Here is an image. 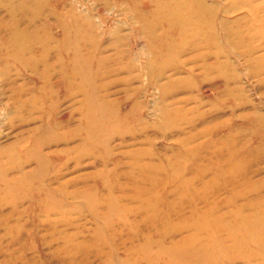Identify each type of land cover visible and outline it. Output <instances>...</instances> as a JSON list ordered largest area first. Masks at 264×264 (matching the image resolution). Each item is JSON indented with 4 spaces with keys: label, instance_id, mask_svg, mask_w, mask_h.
Instances as JSON below:
<instances>
[{
    "label": "bare ground",
    "instance_id": "1",
    "mask_svg": "<svg viewBox=\"0 0 264 264\" xmlns=\"http://www.w3.org/2000/svg\"><path fill=\"white\" fill-rule=\"evenodd\" d=\"M7 1L11 2V12L14 13L13 16H17L18 14H20L22 18H24L29 12H32L33 5H36L37 9L40 10L41 7H43L42 5L50 0ZM55 1L56 3L59 2V0ZM112 1H114L115 3L113 4ZM218 1H220L221 3H218ZM218 1L85 0L78 7V5H73L70 0H61V4H63V11L50 12L49 16L56 21H61V53H63V55L64 53L70 54V57L67 60L66 64H63L62 61L61 64L59 62L58 63L61 65V74L64 78L65 85L67 86L69 91H71L72 95H77V97L80 96L81 98L80 103L82 107V114L87 121V126L84 127V130L88 134H90L85 139V145H83L82 143L80 147L73 149V151L82 155L91 153L94 158H101V162L105 167V164L106 166L108 164L107 157H110L112 155V152L110 151L111 142L115 139L116 136H118V138H125L127 134L135 135L140 132L153 131L156 128L163 129L164 122L165 128L167 127V129H169L170 131L175 128V123H186L188 121V117L186 114H181L179 108H173L171 106L173 103L167 102V100L169 99L168 97L176 95L175 92L179 89H184L187 91L191 89L190 87H192L191 83L193 79L191 78V76L187 75V77H185L183 80H179L176 78L172 79L168 75V71L175 70L173 67L175 61H178L183 56V54H185V51L187 49L186 46L192 45L193 50H204L206 48L210 49L213 47L216 48L217 50L214 52V56L218 61V65L215 67L206 65V69H209L208 71H212L214 68H216L218 71V75L215 78H218L221 76L222 70H224V68L226 69L229 66L228 62L226 63L225 61L224 63H222V61L220 60L222 56L228 57L227 52L224 51L226 50V48H223L220 42V37L223 34L236 36L250 33L252 40H254L256 37H259V33H263L260 37L264 36V32L259 31V27L257 26H247L243 31H241L239 28H234L233 25L228 26L229 23H227L226 19L223 17L224 13H233L240 10H246L245 12L247 15L245 16V18L248 19L247 21H264V19L259 15L260 12H264V4L260 5L257 0ZM98 4L101 7V12H97L98 8H96V5ZM111 4L116 6L114 8L115 10L118 9L121 11L119 13H121L125 17L124 21L118 19L114 21L113 24H107L108 18L105 16V14L106 11L111 8ZM145 5L147 7L143 9ZM67 7H70L71 10L67 11ZM50 8L54 10L55 7L53 5ZM130 18H132L133 21H127ZM239 22L240 21L238 20L234 21L233 23L237 26ZM21 25V20H18L17 18L16 21H12V38H10L9 43L4 41L0 43V52H2L3 50H7V52L11 53V48L13 47L14 54H16L15 56L17 57L16 61L20 63L22 69H27V59L20 57V52H23L29 44L41 46V51H45V55L43 53L41 57H31L29 59L30 61H32V69L30 68V71L35 77H37L41 84L40 86H33L30 90L26 89V87L24 85H21L19 83L20 81H18L22 78L21 70L15 73V75H17L16 77H13V74H11L10 71L6 70V68H8L10 65H5L0 69V83L8 82L10 84V90L15 91V93L17 92L19 96L29 95L30 98L28 97L26 98L28 100H23L21 105L25 106L27 103H29V105L31 103L32 105H34V107H36V109H42L39 113L41 115H44V113L46 114L47 106L51 109L54 108L56 104V102L54 101V91L52 90L51 83L48 79H50L51 77L52 70H54L55 72L60 71L55 69V67L57 66H46L43 71H39L38 65L44 59L47 60V51H51L50 49L55 50L56 48L47 46V41L53 38L49 36V34H47V31L45 29H43L42 32H32L30 30V27H25L24 32L20 29ZM9 30H11V28H9ZM181 35H184V37H182ZM52 43H54V41ZM241 48H244V50H246L248 52L247 54L250 56L256 51L255 45L252 44H247ZM113 49L116 51L115 55L106 53L107 51ZM127 49H135V52L133 54H128L127 56H125V50ZM153 51H155V53ZM237 53H239V51H237ZM146 56L149 57V60L147 62V69L141 63L145 60ZM197 58L199 60H204L205 54H199ZM254 63L256 69H258L257 71L263 69L264 55L258 56L256 62ZM181 64L184 68V61H181L179 65ZM193 70L194 66L189 68L188 71H191L193 73ZM122 73L123 75H121ZM178 73H182V71L179 70V72L173 73L172 76L174 77ZM144 76H148L150 82H156V84H159L161 95L164 92L163 98L161 99L163 101L162 104H160V107L156 108L154 105H150L149 107H147V109L149 110L148 113H150L149 117H157L159 119V122H150L149 120H146L144 116L140 118L141 108L145 107V104H143L142 100L140 99L141 93L144 91ZM112 77L114 78L110 80V78ZM206 78L207 77L204 75L203 79ZM186 79L189 82L188 85L187 83H185ZM46 80H48V85H46ZM262 81H264V78ZM135 82H139L140 84L132 87L133 83ZM18 84L20 85L18 86ZM119 84L124 85V87L118 90H114V88ZM73 85L74 87H72ZM185 99L195 100L194 97ZM50 103L51 106L49 105ZM121 104H123L124 108H126L124 112L119 108ZM196 111H198V109H196ZM34 114L38 113L34 112ZM119 115L123 116L121 118L123 122L119 118ZM127 118H132L133 121L134 119H136L138 120V123L136 125L131 124L130 127H128V125L125 126V124L128 123ZM41 124V128H34V136H31V144L30 146L22 149V154L20 153L21 155H19L17 152H12L13 154H11L10 157L11 163L17 162L16 165L18 167L16 169H12L13 167H7L5 169L0 168V185H2L0 186V205L5 204L7 206H17L20 202L23 201V199L28 198L30 200H35L36 197L32 191H36V189L41 190L42 193L47 195L57 189L58 186H54V182L57 179V174L51 175V168H49V163L50 160H57V162L61 161V155H63V152L61 153V150H59L57 151L58 154L56 155V152H52L53 150H45L51 148L52 146H59L61 142H68V140L61 137V134L57 133V128L61 129V121H56L53 126H51L50 124H48V122L45 123L42 119ZM215 128H217V126L210 127L209 131L205 132V134H209ZM150 138L151 137L143 135L141 143H147V145L149 146L146 149H137L133 151L132 155L135 158L133 161H126L118 164V166L120 167H129L130 170H126L125 173L119 172V175H117L115 180L118 181L119 179H122L125 181V183L140 185L139 188H132V191L134 192V194L132 195V199H135L137 203H140V201L144 199V204H138L139 210L142 211L141 214L144 215L142 221L145 224L150 225L151 227L158 225V222L162 221L161 223H165L166 228H170L171 230H173L170 231L164 228L163 231H160L159 233L162 235V237L163 235L167 237L166 235L172 232H181L182 229L179 231L178 229L187 225V228L189 231H191V233L187 235L186 239H183L179 242L177 241V245L174 243V241L171 242V247L168 249L163 246L164 240H162V237L159 236L158 239H155L154 241L153 238H151L152 232L146 233L143 235L144 243L139 242L137 245V258L135 259L139 260L141 258L142 260H148L150 259L148 254L150 256L152 254H155V257L157 259H160V255L168 250V252H174V254L170 253L171 255L168 253L169 258L178 263H180L179 258L183 259L185 256L187 257L191 253L193 262H195V264H219L220 261H223L222 257L223 259H225V256L228 254V252H230L229 250H232L233 254L235 253V255L232 256V259L233 261H236V263H239L243 260L245 261L247 258L260 260V256L264 252V200L258 201L256 203H254L255 201H253L254 204L252 205V212L250 213V211L248 210L249 213L247 215L246 212H242L244 210V206L242 205V203L239 204L243 207H240V205L238 207L236 206L235 210H238V212H235L234 214L231 212H221L220 214H214L213 212L215 206L208 201L206 205L210 206L208 207L207 211H202L194 208V210L196 209L195 211H197L198 213L200 212V216L203 218L202 220L199 217L195 218V216L191 213V215H193L195 218V221L192 222L193 230L190 229L189 223L182 224L181 222H173L174 224H172V217H174L175 214L177 215L178 211H182V209H179L177 207L178 211L175 213L176 206L174 204V200H171L172 195L170 194L171 197L169 198V202L167 200L169 205H167L168 207L166 206L164 210L161 209V205H163V201L161 200L162 197L157 199L156 201H152L151 197L158 194L157 191H155L157 188V184L161 183L168 185V182L170 180L175 184V180H182L183 175L182 172L179 171L181 169H175V166L171 164L172 161L170 159L167 161H165V159H159V156L152 151ZM192 138H190V140ZM260 139H262V142L264 144V139ZM228 142L229 143L225 148L220 147L218 149L210 150L209 147H211L212 143L209 144L207 148L208 153L211 156V160L209 161H212V163H210V165L208 166L209 170L205 168V171V169H203L205 173L210 172L211 174V166L214 164V161L212 159L218 157L219 155L220 156L218 157V162H215V165L218 166V169L215 168L214 175L212 177L209 176V178L211 177L212 181L209 180V182L206 183L204 180L206 176H203V179L201 180H204V184H202L200 191L203 188L202 193H204V196L200 195V191H191L190 188L193 189V186L195 187L194 178L188 179V177H191L187 175L188 177L185 179L188 180L183 179L184 181L179 182L180 185H182L183 187H187V189L189 188L190 191L193 192V194L195 195V199L198 197L205 198V190H208L210 185L213 186L220 179H223L225 181H233L231 174H233L234 168H243L242 166H245L247 160H250V158H248L249 156H253L254 154L256 156L257 154L262 152L260 150L252 151L249 155L241 156L240 154L238 159L231 158L232 153H234L239 143L238 134H235L228 140ZM9 148L10 147L5 148L4 150ZM244 148V146L240 147L237 152L242 151ZM224 151L225 154L221 155ZM262 153L264 156V152ZM77 157V165H79V160L81 159V157ZM178 157L180 158V156ZM178 157H176L175 159L178 160ZM188 157H190V155ZM205 158L208 159V157ZM205 158L202 159L201 157L200 160L202 159L204 161ZM196 159H198V156L196 157ZM201 163V165H203V162ZM255 163L254 165L257 166V164ZM32 165H35V167H33ZM168 165H170V167H168ZM118 166L116 165V167ZM55 168L59 169L60 166H56L52 169L55 170ZM163 170L164 172L168 171L169 174L173 173L172 177L166 174L164 183L161 181V177L159 178ZM17 171L21 172L20 178H17L14 175ZM256 171L257 170L253 172L251 171V173H256L255 177L257 176ZM205 173L204 175H206ZM244 173L242 175H244ZM11 175L13 176L10 177ZM108 175L109 174L104 168L99 173L92 175V178L93 180L96 177H100L103 179ZM87 179L89 180V177L81 178L77 180V182L80 183L81 181ZM261 180V178L258 179L256 184L258 185L260 182H263ZM69 182L70 181H68V183ZM109 183V178L104 180V185H107L103 189V191H107V194L113 195L117 187L115 181L111 182L110 184ZM142 183H148L150 187H147ZM63 184L64 182L60 187L61 189L58 191L60 195L65 194V185L67 184V182L64 185ZM256 184H253L250 187L253 188L254 186L255 189H261V187H263H256ZM153 186L155 190L153 189ZM251 188L248 189V193H250L249 190L251 191ZM94 189L95 186L89 185L87 190H79V192L72 193V196L74 197V199L84 198L90 207L94 202L98 206L99 202L102 199H109L105 192L99 191L94 193ZM170 191H172V193L176 196L175 188L170 189ZM183 192L184 191H182V193H179L181 194L180 197L182 199H184L183 196L185 195ZM231 193L229 194V196L232 195ZM102 195L105 198H102ZM146 195L148 196V198H150V200H147V198L144 197ZM257 196L255 195V197ZM260 198L258 200H261ZM231 199L233 198L231 197ZM247 200L245 199V201ZM38 203L43 207L45 206V202L39 201ZM121 203H123L122 198L113 196L109 204L105 205V207L109 210L108 213L105 210L101 216L98 209L94 207H91V213L97 219L99 217L106 219L107 222L105 221L104 227L102 226V228H105L108 232L112 230L114 231V234L119 233L122 236L120 238L119 245L126 248L125 243L130 242L129 239H131L132 237H137L138 235L139 221L135 218L131 222L127 219V217H120V215L117 214L113 216V213L116 210L119 212L125 211L123 208H119V205H121ZM194 204H196V202ZM219 205H221V203ZM249 205L250 204H248V206ZM165 212L167 214L162 216ZM193 216L191 218H193ZM207 216L209 218H207ZM114 218L118 219L114 221L116 223L112 225L110 223V220ZM96 223L98 228L102 229L101 227H99V223ZM116 225L118 226L117 229H121L120 231H117L114 228ZM241 227L242 230L240 229ZM216 230H225V236L223 239L220 238V235H218V232H216ZM140 231L142 232L144 230ZM201 231H205L204 237H202L203 235ZM111 238L115 239L113 235ZM95 243V246H99L98 248H101L102 246L103 248L104 246L111 247L110 244L106 243V240L100 238L99 236H97V239H95ZM87 244L88 242H82L80 245V249H77L73 253L75 254L76 252H80L83 249L88 248ZM82 246L84 247L82 248ZM188 247H190V251H187L184 256L183 254ZM154 248L156 249L155 252H153ZM128 251L130 252V250ZM219 251L222 253L219 254ZM100 252H102V250ZM263 256L264 255H262L261 257ZM157 259L155 261H157ZM123 260V262L121 261L122 263L120 264H128L127 257H125ZM249 261L252 262L251 260ZM134 262H131L130 264H134ZM225 263L227 262L225 261Z\"/></svg>",
    "mask_w": 264,
    "mask_h": 264
},
{
    "label": "rangeland",
    "instance_id": "2",
    "mask_svg": "<svg viewBox=\"0 0 264 264\" xmlns=\"http://www.w3.org/2000/svg\"><path fill=\"white\" fill-rule=\"evenodd\" d=\"M84 1L85 0H70L73 5H78V7ZM212 1L217 2L218 0ZM112 2L113 4L115 3L114 1ZM257 2H259L260 5L264 4V0H257ZM218 3L221 2L218 1ZM53 5L55 7L54 10L50 8ZM62 5L63 4H61V0H59L57 3L55 0H50L42 5L43 7L40 6V10L37 9L36 5H33L34 11L32 10V12H29L27 16L22 18L20 14L13 16L14 13L11 12L12 5L10 1H0V43L3 41L9 43L13 33V27L11 26L12 21H16V18L21 20V31H24L25 27H30L32 32H42L43 29H45L47 34L53 38L47 41V46L56 49H50L51 51H47V60L44 59L41 61V63L38 65V69L39 71H43L46 66H57L55 69L60 71L55 72L52 70L51 77L48 79L51 83L52 90L54 91V101L56 104L54 108L51 109L47 106L46 114L44 113V115L39 113L42 109H36V107H34V105L31 103L30 105L29 103H27L25 106L21 105L23 100H28L26 98H28L29 95L19 96L17 92L15 93V91L10 90V84L8 82L0 83V168L5 169L7 167H13L12 169H16L18 167L16 165L17 162L11 163V154H13L12 152L14 151L15 153L17 152L19 155H21L22 149L30 146L32 140L31 136H34V128H41L42 119L45 123L48 122V124L51 126H53L56 121H61V129L56 127L57 133L61 134V137L68 140V142H61L59 146H52L51 148L45 150H53L52 152H56V155L58 154L57 151L59 150H61V153L63 152V155H61V161L57 162V160H50L49 163L51 175L57 174V179L54 182V186L58 187L54 190V192L47 195L42 193L41 190L36 189V191H32L36 197L35 200H30L28 198L23 199V201L17 206H7L5 204L0 205V264H120L124 261L123 259L125 257H127L128 264L131 262L133 263L134 261V264H195V262H193L191 253L187 257L185 256L186 252L190 251V247L186 248V251L183 254L185 257L183 259L179 258L180 263L169 258L168 253L170 254L172 251L168 252V250L160 255V259H157L155 254L150 256L148 253L147 254L150 257V259H148L149 261L147 259L142 260L141 258L139 260L135 259L137 258L138 243H144V234L152 232L151 238H153L155 241V239H158L159 236L162 237V235L159 233L160 231H163L164 228L170 231L173 230L166 228L165 223H161V220V222H158V225L152 227L142 221L144 215L141 214L142 211L139 210L138 204H144V199H142L140 203H137L135 199H132V195L134 194L132 188H139L140 185L133 184L132 181V184H128L122 179H119L118 181L115 180L117 175H119V172L125 173L126 170H130L129 167H120L118 164L126 161H133L135 159L132 155L133 151L137 149L148 148L149 145H147V143H141L143 135H146L147 137H151L150 143L152 145V151L159 156V159H165V161L170 159L172 161L171 164L175 166V169H181L179 171L182 172V175L184 176H182V178L184 180L194 178L195 187L193 186V189L190 188L191 191H200L202 184H204V180L206 183L209 182V180L212 181L211 177L214 175V170L215 168L218 169V166L215 164L218 162V157L220 155L212 159L214 164L211 166V174L210 172H207V174L203 171L205 168L209 170L208 166L210 163H212V161H209L211 160V156L207 150L209 144L212 143L211 147H209L210 150L218 149L220 147L225 148L229 143L228 140L235 134H238L239 143L234 153H232L231 158L238 159L240 154L241 156L249 155L252 151L260 150L264 152V144L262 139H260H264V81H262L264 78V68L260 69V71H257L258 69H256L254 63L256 62L258 56L264 55V36L260 37L263 33H259V37H256L254 40H252L250 33L236 36L223 34L220 37V42L221 46L226 48L224 51L227 52L228 57L222 56L220 60L222 63L225 61L226 63L228 62L229 66L222 70V74L218 78H215L218 75L216 68H214L212 71H208L209 69H206V65L213 67L218 65V61L214 56V52L217 49L213 47L210 49L206 48L204 50L194 49V51L192 45L186 46L187 49L185 54H183V56L178 61H175L173 66L175 70L168 71V75L172 79L176 78L179 80H183L185 77H187V75L191 76L193 79L191 83L192 87H190L191 89L187 91L184 89H179V92H175L176 95L168 97L169 99L167 102H172L173 104L171 106L173 108L177 107L180 109L181 114H186L188 121L186 123H175V128L170 131L167 129V127L165 128L164 122L163 129L156 128L154 130L152 129L153 131L140 132L135 135L127 134L125 138H118V136H116L111 142L110 151L112 152V155L107 157L108 164L107 166L105 164L104 167L103 163L101 162V158L96 159L91 153L82 155L73 151V149L80 147L82 143L85 145V139L90 134L84 130V127L87 126V121L82 114V107L80 103L81 98L80 96L77 97V95H72L71 91H69L65 85L64 78L61 74V61L63 64H66L70 54L64 53L63 55V53H61V21L54 20L49 16V13L58 11L62 12ZM115 7L116 6L111 4V8L106 11L105 16L108 18V25L113 24L114 21L118 19L124 21L125 17L119 13L121 12L120 10H115ZM145 7L147 6L145 5L143 9H145ZM96 8H98L97 12H101V7L99 4L96 5ZM70 10V7H67V11ZM245 11L240 10L233 13H224L223 17L226 19V22L229 23L228 26L233 25L234 28H239L241 31H243L247 26L254 25L259 27V31L264 32V21H247L248 19L245 18L247 15ZM259 15L264 19V12H260ZM238 20L240 21L239 24L237 26L234 25L233 22ZM127 21L133 20L130 18ZM9 28H11V30H9ZM181 36L184 37V35ZM53 41L54 43H52ZM247 44L255 45L256 51L251 56L247 54L248 52L244 50V48H241ZM41 49V46L29 44L23 52H20V57L27 59V69H22L20 63L16 61L17 57L15 56L16 54H14L13 47L11 48V53L7 52V50H3L0 52V69L5 65H10L8 68H6V70L10 71V73L13 74V77H16L17 75H15V73L21 70L22 78L18 81H20L19 83L24 85L28 90H30L33 86H40V81L30 71V68L32 69V61L29 59L31 57H41L43 53L45 55V51H41ZM237 51H239V53H237ZM134 52L135 49H127L125 50V56L128 54H133ZM153 52L155 53V51ZM106 53L115 55L116 51L113 49L107 51ZM202 53L205 54V59L199 60L197 56ZM148 60L149 57L146 56L145 60L141 62L142 65L146 67V69L148 67ZM181 61H184L185 63L184 68L182 67V64L179 65ZM192 66H194L193 73L188 71ZM179 70L182 71V73H178L173 77L172 74L179 72ZM121 75H123V73ZM204 75L207 77L206 79H203ZM113 78L114 77L110 78V80ZM48 80H46V85H48ZM149 82L148 76H144V91L141 93L140 99L142 100V103L145 104V107L141 108L140 118L144 116L146 120H149L150 122L153 121L154 123L159 122V119L157 117H149L150 113H148L149 110L147 107L150 105H154L156 108L160 107V104H162L163 101L161 99L163 98L164 92L161 95L159 84H156V82ZM185 83H187V85L189 84L187 79L185 80ZM20 84H18V86ZM137 84L140 83L135 82L133 83L132 87L136 86ZM72 87H74V85ZM123 87L124 85L119 84L114 88V90H118ZM189 97H194L195 100L185 99ZM49 105L51 106V103ZM119 108L123 112L126 109L124 108L123 104H121ZM196 109H198V111H196ZM34 112H37L38 114H34ZM122 117V115H119L120 119ZM127 121L128 123L125 124V126L128 125V127H130L131 124L136 125L138 123V120L134 119L133 121L132 118H127ZM212 126H217V128L213 129L209 134H205V132H208L209 128ZM154 135L156 136V139ZM190 138L192 139L190 140ZM243 146L245 148L242 151L237 152V150ZM8 147L10 148L4 150ZM262 152L257 154L258 156H255V154L253 156H249L248 158H250L251 162L248 159L249 161L247 160L245 166H242L243 168H234L233 174H231L233 181H225L220 179L213 186L210 185L208 190H205V198L198 197L195 199V195L190 191L189 188L187 189V187L180 185L179 182L184 181L183 179H180L175 180V184L171 182V180L168 182V185L159 183L156 185V190L153 186V189L157 191L158 194L152 196L151 200L156 201L162 197L163 199L161 198V200L163 201V205H161V209L164 210L165 207L169 205L168 202L171 194V200H174V204L176 206L175 213L178 211L177 207L182 209V211H178L181 214L177 212V215L175 214L174 217H172L173 221H171V223H189L190 229H192V222L195 221V218L199 217L201 220L203 219L200 216V212L198 213L195 210L198 209L207 211L208 207L210 206L206 205L208 201L215 206L213 212L214 214H220L221 212H231L234 214L235 212H238V210H235L236 206L238 207L242 203L244 206V210L242 212H246L247 215L249 211L250 213L252 212V205L254 203L264 200V156ZM175 154L178 155L176 156ZM224 154L225 151L222 152L221 155ZM189 155L191 159L188 157ZM77 156L81 157L79 160V165H77ZM178 156H180L181 159ZM197 156L198 159H196ZM176 157L179 159L176 160ZM201 157L202 159L208 157V159L205 158L207 161H203L202 159L200 160ZM201 162H203V165H201ZM254 163L257 164L258 167L254 165ZM116 165L118 167H116ZM32 166L35 167V165ZM56 166H60V168H55V170L52 169ZM168 167H170V165H168ZM104 168L109 175L103 179L105 180L109 178L110 183L115 181L117 188L113 195L107 194V191H103L107 184L104 185V180L102 178L96 177L94 180L92 178V175L99 173ZM255 170H257L256 177L255 172L251 173V171L253 172ZM201 172H204L206 175H204V173L202 174ZM242 172L244 175H242ZM166 174L172 177L173 173L169 174L168 171L164 172L163 170L159 176V178L161 177L160 179L163 183L166 179ZM14 175L17 178H20L21 172L17 171ZM187 175L191 178H189ZM12 176L13 175L10 177ZM203 176H206V178L204 177L205 179L201 181ZM209 176L211 177L209 178ZM86 177H89V180H83L80 183L77 182V180ZM187 177L188 179H185ZM258 177H260L262 179L261 181L263 182H260L257 185L256 183L258 179H260ZM68 181L70 182L68 183ZM63 182L64 184L67 182L65 185L66 190L64 195H60L58 191L61 189L60 187ZM142 184L150 187L148 183ZM253 184H256V187H263H261V189H255L253 186V188H251L250 186ZM89 185L95 186L94 193L102 191L105 192L109 197L107 200L102 199L98 206L95 202L91 206L97 208L101 216L105 210L107 213L109 212L105 205L109 204L113 196H117L118 198L123 199V203L119 205V208H123L125 211L119 212L116 210L114 211L113 216L117 214L120 215V217H127V219L131 222L135 218L139 221L138 235L137 237H132L129 239L130 242L125 243L126 248L119 245L120 238L122 237L119 233L114 234V231L110 230L108 232L105 228H102V226L104 227L105 221L107 222L106 219L100 217L98 219L95 218L91 213L92 208L84 198L82 199L77 197L79 199H74L72 196V193L74 192H79V190H87ZM173 188L176 190V196L172 193V191H170V189ZM250 188L251 191L249 190L250 193H248V189ZM182 191H184L183 193L185 194L183 196L184 199H182L180 197L181 194H179L182 193ZM200 192V195L204 196V193H202L203 188ZM230 193L233 196H229ZM255 195H258L259 197H255ZM144 197L147 198V200H150L147 195ZM231 197L233 199H231ZM102 198L105 197L102 195ZM259 198L261 200H258ZM245 199L248 200L245 201ZM39 201L45 202V206H41L38 203ZM253 201L255 202L253 203ZM195 202L196 204H194ZM220 203L221 205H219ZM248 204L251 206H248ZM242 205H240V207H243ZM194 208L196 209L194 210ZM191 213L195 216V218L193 215H191ZM165 214L167 213L165 212L162 216ZM183 216H186L187 218ZM192 216L193 218H191ZM207 218L209 217L207 216ZM117 219L118 218H114L110 220V223L112 225L115 224L116 222L114 221ZM96 222L99 223V227L102 229L98 228ZM117 227L118 226L116 225L114 228L117 231H120L121 229H117ZM187 227L188 225L183 226L178 229V231L182 229L181 232H172L173 234L169 233L166 235L167 237L163 235V246L168 249L171 247V242L174 241V243L177 245V241L179 242L183 239H186L187 235L191 233ZM240 229L242 230V227ZM140 230L144 231L141 232ZM216 232H218L220 238H224L225 230H216ZM201 233L203 235L202 237H204L205 231H201ZM112 235L115 237V239L111 238ZM97 236L106 240V243L110 244L111 247L104 246L103 248L102 246L101 249L98 248L99 246H95V239H97ZM84 241L86 243L88 242V248L74 254L73 252H75L77 249L79 250L81 243ZM83 247L84 246H82V248ZM100 249L102 252H100ZM128 250H130V252ZM153 250V252L156 251L155 248ZM220 251L219 254L222 253ZM229 251L230 252H228L227 255L230 260L226 255L225 259L222 257L223 261H220L219 264H223L225 261L227 262L225 264L236 263V261H233L232 259V256L235 255V253L233 254L232 250ZM171 254H174V252ZM262 255H264V252ZM261 256L260 260L247 258L245 261L243 260L236 264H263L264 256ZM156 259L158 262L155 261Z\"/></svg>",
    "mask_w": 264,
    "mask_h": 264
}]
</instances>
